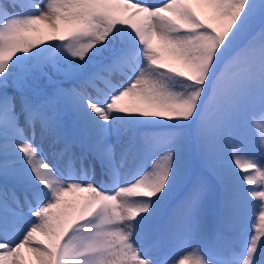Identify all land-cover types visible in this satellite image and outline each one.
<instances>
[{
	"label": "snow or ice",
	"instance_id": "1",
	"mask_svg": "<svg viewBox=\"0 0 264 264\" xmlns=\"http://www.w3.org/2000/svg\"><path fill=\"white\" fill-rule=\"evenodd\" d=\"M0 264H264V0H0Z\"/></svg>",
	"mask_w": 264,
	"mask_h": 264
},
{
	"label": "bare ground",
	"instance_id": "2",
	"mask_svg": "<svg viewBox=\"0 0 264 264\" xmlns=\"http://www.w3.org/2000/svg\"><path fill=\"white\" fill-rule=\"evenodd\" d=\"M156 1H159V0H150V2H153V3L156 2Z\"/></svg>",
	"mask_w": 264,
	"mask_h": 264
},
{
	"label": "rangeland",
	"instance_id": "3",
	"mask_svg": "<svg viewBox=\"0 0 264 264\" xmlns=\"http://www.w3.org/2000/svg\"><path fill=\"white\" fill-rule=\"evenodd\" d=\"M158 2H160V1H156V2H154V3H158Z\"/></svg>",
	"mask_w": 264,
	"mask_h": 264
}]
</instances>
